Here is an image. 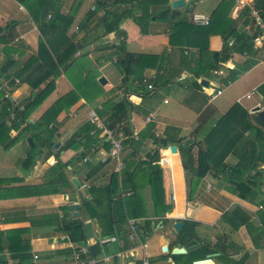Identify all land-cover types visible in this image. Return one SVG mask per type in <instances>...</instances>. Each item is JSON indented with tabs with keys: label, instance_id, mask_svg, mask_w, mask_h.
<instances>
[{
	"label": "crops",
	"instance_id": "1",
	"mask_svg": "<svg viewBox=\"0 0 264 264\" xmlns=\"http://www.w3.org/2000/svg\"><path fill=\"white\" fill-rule=\"evenodd\" d=\"M97 1L89 0L85 4V0H55L60 16L56 32L60 33L64 28L61 27L63 22H66L63 33L70 42L85 44L73 55L86 62L87 72L92 73L90 77L94 75L97 80L102 76L105 79V84L98 83L102 94L94 97L86 93L93 105L88 104L61 71L53 79V89L28 116L33 122L53 102H59L61 109L53 122L56 132L52 137V141L58 142L57 147L52 145L51 149H47L38 144L31 149L30 146L25 147L20 138L5 150L0 145V231L19 230L20 240L19 245H10L3 239L5 249L2 253L6 256L7 264H66L71 261V255L80 246V241L86 250L88 245L98 243L99 252L92 257L107 256V260L99 264H136L141 256H146L150 264H173L169 257L171 248L176 244L188 246L195 242L196 248L186 253L189 260L210 255L209 261L199 264H264V203L261 209H257L264 197V164L256 162L255 168L261 169V172L251 179L252 191L246 198L238 197L232 190L227 170L238 162L242 152L247 151L243 143L251 138V131L244 132L234 144H226L223 150L229 152L220 163L192 182L191 200L186 197L189 174L182 169L179 153L180 147L185 146L190 148L193 157L197 150L213 151L214 157L216 151L221 149V145H217L219 141L216 142L219 131L213 135L210 132L216 121L233 104L244 109L252 121L250 108L264 105V92L249 105L240 102L242 98L250 99L252 91L264 82V28H258L250 16L253 0H182L183 4L175 8L173 15H178L182 10L186 13V23H190L189 14L192 12L211 17L217 9L215 18H218V22L224 25L233 23L237 32L250 38L252 45L248 53L229 52L228 58L221 61L217 69L208 72L205 69L211 63L210 53L231 45L232 39L228 38L225 44L218 33L198 32L186 26L179 29L177 23L171 24L170 20H166L168 17L164 18L166 22L162 24L151 19L143 34L132 27V19L126 13L118 18L117 31L105 33L100 25L103 11L90 9ZM100 1L109 4L112 0ZM170 1L167 0L169 9ZM125 5L129 8L131 3L117 0L112 8L126 12ZM244 6L248 7L246 15L242 12ZM261 11L264 20V0ZM10 19L13 20L12 24ZM124 27L132 29L133 35L127 36ZM220 28L218 26L216 30ZM0 29L7 45L13 47L5 55L0 43V67L6 58L13 61L7 71L0 75V91L3 92L0 96L1 111V104L16 106L30 97L31 88L19 82V77L36 60L39 31L28 11L15 0H0ZM116 32L120 34L117 36ZM123 35L131 41L129 46L120 38ZM171 35H174L172 41ZM118 43H122L124 50L132 56L152 55L156 58L145 65L141 62L131 64V71L135 73L129 72L124 79L116 61ZM84 53L85 56H82ZM30 58L33 60L29 62ZM251 62L233 81L225 79L229 71ZM108 65H114V68H107ZM194 71L200 72L198 76L194 75ZM143 78L152 84L151 90L146 88ZM201 80H205L206 85ZM46 81L41 82L39 88H43ZM243 83H247L246 88L238 92L236 86ZM210 89L214 91L211 94ZM130 93L136 96L128 98ZM123 97L129 104L115 118L110 117L119 108ZM103 101L109 105L99 116L96 110L101 109ZM90 111L106 128L113 130L115 136L122 134L124 137L120 154L123 168L119 174L115 172V162L107 156L109 142L102 130L89 121ZM147 117L148 121L145 120ZM86 122L94 126V141L83 150L78 140L58 154L60 162H67L63 173L68 181L75 177L80 183H85V187H74L70 182V186L58 187L52 193L53 188L47 186L52 177L50 167L55 162L51 154ZM8 123L6 120L4 125ZM146 124L151 125L148 133L152 135L142 137ZM17 133L18 130H10L9 139H15ZM128 138L132 139V145L127 142ZM160 143L164 146H158ZM170 145L175 146L174 152L169 151ZM154 150H157V160L152 163L158 166V173L153 178L159 184L160 193L151 196L149 185L143 184L145 178H140V173L135 174L131 181L138 186L135 192L129 188L120 189V173L124 167L127 165L131 171L137 163H145ZM31 154H35L34 164L29 169L27 161ZM212 156H208V161L213 166ZM249 172L252 174L253 170ZM114 174L118 190L112 198L115 200L116 197L134 195L129 209L135 216H127L117 223L119 237L109 235L101 238L96 217L98 210L88 189L108 184ZM37 185H45L46 192L35 194ZM70 205L76 206L77 215L69 209ZM232 213L240 219L246 218L251 232L247 231L245 224L232 227L230 223L236 224ZM130 218L138 219L137 235H141V240L139 236L137 240H130L126 235L122 237L123 232L128 233L127 220ZM74 219L81 220L84 240H72L68 232L62 229V223ZM178 220H182L183 225L184 220L195 222L197 239L176 241L177 232L172 228V223ZM110 237L115 239L98 242ZM12 241L15 242L16 237ZM216 241L223 251L208 250ZM8 245L18 248L13 251L15 254L26 252L29 256L36 254L37 258H9L11 251L6 249ZM163 245L166 246L165 251L161 250Z\"/></svg>",
	"mask_w": 264,
	"mask_h": 264
},
{
	"label": "trees",
	"instance_id": "2",
	"mask_svg": "<svg viewBox=\"0 0 264 264\" xmlns=\"http://www.w3.org/2000/svg\"><path fill=\"white\" fill-rule=\"evenodd\" d=\"M19 4H21L30 14L32 19L37 25L39 31V37L37 41V50H36V60L35 62L25 71L23 75L19 77V82L26 83L31 88L30 97L25 102L20 105H10V104H1L0 111V145L2 149L9 148L17 138H30L31 144L32 140L35 143L40 144V146H46L47 149H51L54 141H52V137L56 132V128L54 126V119L61 109V105L58 101L53 102L42 114L41 116L33 122H28V116L30 112L34 110L41 101L45 98V96L53 89V79L57 77L61 71L64 72L68 80H70L73 88L76 90L77 94L84 96V100L91 104L90 97L86 96V93L89 95L98 96L102 94V89L100 88L97 80L94 79L90 75V73L86 70V62L81 59H76L74 57V52L77 49L85 46L83 43L81 44H73L70 42L69 38L64 35V29L66 27V22H63L64 27L60 33L58 31V27L56 25L58 21L59 13L58 8L55 5V0H15ZM120 1V0H119ZM117 0L110 1L109 4L103 1H97L94 6V10L101 9L103 11L102 16L100 17L101 26L103 28V32L109 33L111 31H117V21L121 14H124V11H118L116 8H112V5L115 4ZM123 2L131 3V6L126 10L128 16L132 19V21L138 26L139 31L141 33H146L148 22L151 20V17L154 16L152 13L148 11V5H157L161 3H166L167 0H123ZM252 8L256 9L258 15L263 23L264 20L262 18L261 4L262 0H253ZM140 4V6H139ZM139 6V9H137ZM135 8L137 14L131 16L128 12L132 11ZM139 10V11H138ZM217 10V9H216ZM215 10V11H216ZM215 11L212 13V16L209 17V22L205 26H197L195 28L190 23H186L184 20L180 19L177 23V28L181 29L183 26L189 27V29L197 30L198 32L206 31L207 33H218L226 44L227 39H232L231 45H227L223 50L219 52H211V63L205 69V72L210 70L217 69L218 64L228 58L229 52L236 53H248L250 51L252 42L250 38L242 33L237 32L233 23L230 24H222L218 22V18H215ZM50 12V13H48ZM242 12L246 15L248 12V7L244 6ZM163 18L169 17V12L162 13ZM46 15L48 17H46ZM174 17V15L170 16ZM156 16H154V19ZM218 26H221L220 29L216 30ZM1 31V29H0ZM174 35L170 36V41H172ZM0 43L3 44L2 50L5 55L13 50V47L7 45V41L4 38V35L0 34ZM116 61L117 64L121 67L124 79L130 73H135L134 70L131 71V64L141 62L142 64H149L150 61L155 56H132L130 53H127L124 50L123 44L118 43ZM85 56V53L82 55ZM33 59L30 58L29 62ZM13 61L10 58H6V61L0 67V75L5 73L7 69L12 65ZM251 63H246L244 66L240 67L237 70L229 71L225 79L227 81H233L235 77L246 68H248ZM200 72L194 71V75L198 76ZM17 74V73H16ZM18 75V74H17ZM137 75V74H136ZM139 77V76H138ZM45 82L43 88H39V84L41 82ZM264 87V82L259 85V88ZM0 96L2 97V92L0 91ZM2 101V98H1ZM126 104L129 102L123 97L119 102V108L116 109L115 113H111L110 117H116L123 110ZM106 105H109L106 101L101 103V109H97L96 112L99 116L102 115L105 110ZM122 110V111H121ZM11 115V117H10ZM8 120V124L4 125V122ZM224 125V127H223ZM93 125L86 122L79 126L76 131H74L62 144L51 154L54 156L55 162L50 167L52 172V177L48 180L47 186H51L53 188L52 193L56 192V188L58 187H68L70 186V182L68 178L63 173V168L67 165V162H60L58 159L59 151L68 149L72 147L73 143L76 141H81L83 150L89 146L94 140L93 134L96 132L93 129ZM151 129L150 124H146L144 130L141 134L142 137H145V134L148 133ZM10 130H18V134L15 139H9L8 132ZM219 131L216 142L217 145H221V149L216 151L214 157L213 151L206 152L202 150H197L195 157H193L189 147H180V161L181 166L184 172L189 174V182L187 189V199L191 200L193 193V185L192 182L199 178L203 174H205L210 168H215L214 165H218L222 158L229 152L226 148V144H234L237 140L242 136V134L246 131H251L252 136L250 139H246L243 143L244 149L247 151L242 152L239 155L238 162L232 166L227 168L229 170L230 182L233 185V191L240 198L248 197L249 193L252 191L253 182L251 179L255 177L258 173L261 172V169L255 168L256 162L264 164V131L259 129L256 125H254L251 121L250 115L246 113L244 109H242L238 104H233L221 117L216 121L214 127L210 129L211 135L216 134ZM92 132V133H90ZM128 134V132H127ZM152 135V134H150ZM127 142H130L132 145V139L128 138ZM26 143H28L26 141ZM34 143V146H35ZM124 141L122 142V144ZM129 144V143H128ZM29 145V143H28ZM33 145H30V148L33 149ZM158 146H164L163 143L158 144ZM82 150V151H83ZM49 152V151H48ZM85 152V151H84ZM82 152L81 155L84 154ZM34 155L31 154L28 157V165L27 167L30 169L34 164ZM80 155V156H81ZM211 155L213 160V166L208 161V156ZM211 158V159H212ZM157 160V150L152 151L150 155H148V159L144 163L143 161L137 163L135 168H132L131 171L124 167L123 171L120 173L119 180V188L125 190V188H129L132 192H135L138 186L135 183H132V179H134L135 174L140 173L139 177L144 179L143 184H148L151 192V196L159 191V184L155 182L154 175L158 173V166L152 161ZM141 165H144L141 167ZM250 170H253L252 174H250ZM194 178V179H193ZM45 185H37L35 189V194H43L46 191ZM118 190V186L116 184V175L114 174L112 177V181L103 186H92L89 187L88 191L93 198V202L97 207V219L100 225V237H106L109 235H116L119 237V231L116 226L120 221H124L126 217L135 216L130 211V203L133 199L134 195H130L129 197H116L113 200L112 196L116 194ZM98 198L95 200V198ZM87 207V203L84 202ZM235 208V207H234ZM233 209V208H232ZM230 211L229 213H231ZM225 217V216H223ZM232 217L235 219L236 224L230 223L232 227H236L240 224H245L248 232H251V228L246 224V218L240 219L238 216L232 213ZM195 222L191 220H184V225L182 229L175 233L176 241L185 242L192 238L197 239L195 235ZM62 229L70 235L72 240H84L83 235L81 234L82 223L80 219H74L68 221L66 223H62ZM19 230H5L0 231V264H7L6 256L2 253L5 247L3 246V239H5L10 245L12 244H20L19 240ZM78 233V234H77ZM76 234V236H74ZM127 232H123L122 237L124 235L127 236ZM139 238L141 235H138ZM16 237V241L13 242V238ZM194 239V240H195ZM141 240V238H140ZM254 238L252 237V241ZM193 241V240H192ZM6 247L9 253L8 257L13 259H24L31 258L26 252H21L18 254L13 253L16 249V246ZM211 252H215L217 250L223 251L220 247V243L216 241L212 245V248L208 249ZM264 252V251H263ZM173 264H191V260H189L186 254H170ZM264 258V253H263ZM264 261V260H263ZM21 264V263H20Z\"/></svg>",
	"mask_w": 264,
	"mask_h": 264
},
{
	"label": "built area",
	"instance_id": "3",
	"mask_svg": "<svg viewBox=\"0 0 264 264\" xmlns=\"http://www.w3.org/2000/svg\"><path fill=\"white\" fill-rule=\"evenodd\" d=\"M90 9H94V6H91ZM250 16L252 18L253 23L258 28H264L263 23L261 22V19L258 15V12L256 9L252 8L250 11ZM189 21L193 25L197 26H205L209 22V16L200 13V12H192L189 14ZM230 44V41L228 42ZM142 82L146 83V88L151 90L152 84L148 81H146L145 78L142 79ZM146 121L149 120V117L145 119ZM89 121L94 124V126L102 130L104 137L109 142V148L107 151V156L115 162V172L119 174L120 170L123 168V163L120 159V154L122 150V141L124 140V137L122 134H115L113 133V130L106 128L100 121L97 119V117L94 115L92 111L89 112ZM121 124V123H120ZM80 187H85V183H80ZM264 203V197L262 198V203L257 205V209H261L262 205ZM138 219L136 218H130L127 220L128 224V234L127 237L130 240H137L138 239ZM114 237L110 238H104L100 239L98 242L103 243L108 240H114ZM37 258L36 254L32 255V259L35 260ZM107 256L103 257H92L87 255V250L84 245L78 246L71 255V261L66 264H99L102 261H106ZM136 264H150L146 256H141L139 258V262Z\"/></svg>",
	"mask_w": 264,
	"mask_h": 264
},
{
	"label": "water",
	"instance_id": "4",
	"mask_svg": "<svg viewBox=\"0 0 264 264\" xmlns=\"http://www.w3.org/2000/svg\"><path fill=\"white\" fill-rule=\"evenodd\" d=\"M183 1L182 0H171L170 1V8H171V12L170 15L172 16L174 13H176L175 8L182 5ZM9 22L12 24L13 20L10 19ZM97 82L101 85L105 84V79L102 76H99L97 79ZM203 85H206V81L205 80H201L200 81ZM136 94L130 93L127 95L128 98H133L135 97ZM249 112L251 113V117H252V121L253 123L259 127L261 130L264 131V105L260 106V105H254L253 107L250 108ZM28 122H32L30 119L27 120ZM27 142L29 143V145H31V141L30 138L27 137ZM58 142L55 141L53 143V147H57ZM169 151L170 152H174L175 151V146L174 145H170L169 146ZM161 162H164V160H161ZM70 182L72 183V185L74 187H78L80 185L79 180H77L75 177H71L70 178ZM69 209L74 210L73 214L77 215L76 213V206L75 205H70ZM183 222L182 220H178L174 223H172V228L176 231L179 232L182 228ZM80 245H83V242L80 241L79 242ZM195 244H197V242H195ZM195 244H191V245H180V244H176L173 248H171L170 253L171 254H186L190 251H192V249L196 248ZM87 250H88V255L92 256L95 255L99 252V245L97 242H94L90 245L87 246ZM161 250L165 251L166 250V246L163 245L161 246ZM210 260V255H206L205 258L203 259H195L192 260L191 264H199V263H205L207 261Z\"/></svg>",
	"mask_w": 264,
	"mask_h": 264
},
{
	"label": "rangeland",
	"instance_id": "5",
	"mask_svg": "<svg viewBox=\"0 0 264 264\" xmlns=\"http://www.w3.org/2000/svg\"><path fill=\"white\" fill-rule=\"evenodd\" d=\"M88 1L89 0H85V4L86 3H88ZM139 6H140V4H139ZM139 6H137V9H139ZM125 7V9H128L127 8V5H125L124 6ZM148 11H149V13H152L154 16H156V18L154 19L155 20V22H159L160 24H162L163 22H166V20H170V23L172 24V23H175V21H178V20H180V19H182V20H184V21H186V13L185 12H183V10L182 11H180V13L178 14V15H174V17H170V12H171V9H169V6L166 4V3H161V4H157V5H148ZM120 9L118 8V11H119ZM139 11V10H138ZM169 12V17H168V19H164L163 18V14L162 13H166V12ZM124 13H126V12H124ZM131 16H134L135 14H137V11H136V9L135 8H133L132 9V11H129L128 12ZM127 14V13H126ZM154 16H152L151 17V19H153L154 18ZM129 17V16H128ZM130 18V17H129ZM131 19V18H130ZM121 22H122V20H121ZM131 23H132V27L136 30V31H139L138 29H137V27L134 25V23L131 21ZM147 26H149V25H147ZM124 28H126V27H124ZM126 30H127V36H132L133 34H132V29H130V28H126ZM141 33V32H140ZM120 34V32H116V35L118 36ZM115 35V36H116ZM140 35V34H139ZM122 40H123V42H125V44H126V46H129L130 45V43H131V41H129L128 40V37H126L125 35H123V36H121L120 37ZM120 38H118V39H120ZM120 39V40H121ZM102 43V42H101ZM95 46H97V44H95ZM107 68H111V69H113L114 68V65H108V67ZM246 86H247V83H243V84H240V85H237L236 86V90L238 91V92H241V91H243L245 88H246ZM210 94L212 93V92H214L213 91V89L211 90L210 89ZM263 92H264V87H262V88H258V89H256L255 91H252V94L250 95L251 96V98L250 99H246V98H242L241 99V101L240 102H242L243 104H245V105H249V104H251V103H253V101L258 97V95L259 94H263ZM3 93V92H2ZM10 117H11V115H10ZM18 134V133H17ZM27 134V133H26ZM24 135V137L25 138H22L23 136L21 135V138L20 139H23V145L26 147L27 146V148L30 146V145H27L28 143H26V141H27V135ZM10 131L8 132V136L10 137ZM34 143H35V141L34 140H32V144H31V146L33 145L34 146ZM37 145H38V143H35V146L33 147V148H35V147H37ZM26 148V149H27ZM102 253V252H101ZM104 264V263H103Z\"/></svg>",
	"mask_w": 264,
	"mask_h": 264
}]
</instances>
